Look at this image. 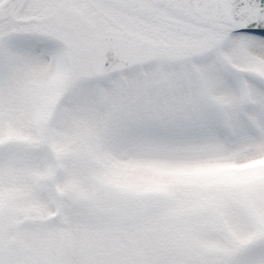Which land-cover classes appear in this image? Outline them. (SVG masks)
Segmentation results:
<instances>
[{
	"label": "snow or ice",
	"instance_id": "snow-or-ice-1",
	"mask_svg": "<svg viewBox=\"0 0 264 264\" xmlns=\"http://www.w3.org/2000/svg\"><path fill=\"white\" fill-rule=\"evenodd\" d=\"M0 264H264V0H0Z\"/></svg>",
	"mask_w": 264,
	"mask_h": 264
}]
</instances>
